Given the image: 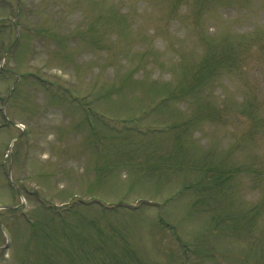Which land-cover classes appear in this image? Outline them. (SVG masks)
I'll return each mask as SVG.
<instances>
[{
    "label": "rangeland",
    "instance_id": "1",
    "mask_svg": "<svg viewBox=\"0 0 264 264\" xmlns=\"http://www.w3.org/2000/svg\"><path fill=\"white\" fill-rule=\"evenodd\" d=\"M0 264H264V0H0Z\"/></svg>",
    "mask_w": 264,
    "mask_h": 264
}]
</instances>
